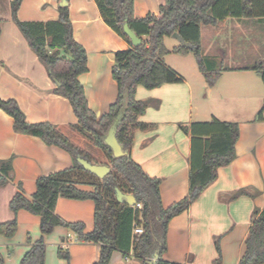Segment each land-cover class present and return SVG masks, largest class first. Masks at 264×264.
Here are the masks:
<instances>
[{"label": "crops", "instance_id": "crops-1", "mask_svg": "<svg viewBox=\"0 0 264 264\" xmlns=\"http://www.w3.org/2000/svg\"><path fill=\"white\" fill-rule=\"evenodd\" d=\"M13 1L0 0V99L15 100L29 123H51L76 145L74 140L86 139L72 129L78 122L73 108L68 99L53 93L55 83L14 22ZM165 2L134 0V15L138 19L157 15ZM68 5L74 38L88 58V72L79 81L90 109L101 118L118 96L113 79L115 53L129 50L130 44L105 23L95 0H69ZM59 6V0H23L17 17L22 22L57 21ZM172 40L170 44L165 39L170 51L180 45ZM201 45L216 71L224 70L217 82L208 85L192 54H169L165 62L183 82L154 90L138 87L136 99L148 103L138 121L148 128L134 132L129 154L149 176L161 179L162 203L168 208L189 193L192 135L184 127L213 118L237 123L236 159L220 168L217 180L188 211L169 223L163 259L172 264H214L218 258L216 239L221 238L222 264H239L246 251L252 214L264 209V114L259 115L264 83L252 70L264 60V19L227 18L214 26L203 25ZM103 156L105 162L100 163L104 164L108 160L105 153ZM9 159L13 160L14 177L5 185L0 181V224L16 220L18 228L13 238L0 235L4 264H20L42 237L45 264L96 263L101 245L82 242L64 227L43 236L40 217L25 210L16 214L10 207L20 190L31 199L41 176L72 167V155L39 138L17 133L13 118L0 110V161ZM80 189L94 190L88 186ZM241 189L249 190L251 196L228 199ZM56 214L68 223H83L86 233L94 230L95 204L91 200L61 198ZM60 249L69 252V260L59 256ZM111 264L140 262L132 253L125 258L115 252Z\"/></svg>", "mask_w": 264, "mask_h": 264}, {"label": "trees", "instance_id": "trees-1", "mask_svg": "<svg viewBox=\"0 0 264 264\" xmlns=\"http://www.w3.org/2000/svg\"><path fill=\"white\" fill-rule=\"evenodd\" d=\"M22 1L14 0L12 3L14 22L55 83L53 93L70 102L78 120L72 129L105 153L108 161L104 164L94 162L55 125L29 123L15 100L0 99V110L13 118L17 133L58 146L70 153L74 161L68 169L41 176L31 199L20 190L11 201V209L16 214L25 210L40 217L43 236L53 233L57 227H64L75 232L82 242L101 245L100 258L94 264H111L115 252L122 253L125 258L132 253L140 264H172L163 259L167 250L169 223L188 211L217 180L220 168L234 162L240 127L237 123L222 122L217 118L184 127L192 135L189 193L166 208L162 203L161 179L149 176L129 154L134 132L148 128L138 121L146 112L148 103L136 99L137 89L142 86L154 90L183 82V77L165 62V58L172 53L192 54L208 85L213 87L224 70L216 71L215 63L204 57L201 27L214 26L227 18L264 19V0H166L157 15L150 13L141 19L134 15V0H95L105 23L130 44L129 50L115 53L113 79L118 86V96L108 113L101 118L90 109L84 87L79 81V77L88 72V58L85 48L74 38L69 5L59 6L57 21L22 22L17 17ZM62 1L59 0L60 3ZM125 24L141 39V46L133 47L124 33ZM176 33L190 44V48L179 45L170 51L166 47L165 39ZM252 70L264 83V60ZM263 114L264 104L259 115L262 117ZM119 115L122 118L116 137L126 154L116 159L105 138ZM78 158L106 165L111 172L100 179L86 171L78 163ZM13 177V160L0 161L1 184L5 185ZM81 186L94 190L84 191ZM116 189L133 195L137 205L132 207L118 202ZM241 196L251 194L249 190L241 189L228 199L236 200ZM61 198L94 202L95 226L92 232L86 233L83 223H68L56 214V205ZM17 228L16 220L0 224V235L13 238ZM137 228H142L143 233L136 234ZM220 240L216 239L218 258L214 264H222ZM245 244L246 251L239 264H264V209L253 212ZM59 256L66 260L70 258L69 252L62 249ZM45 258L46 245L42 237L32 245L20 264H45ZM0 264H4L1 255Z\"/></svg>", "mask_w": 264, "mask_h": 264}, {"label": "water", "instance_id": "water-1", "mask_svg": "<svg viewBox=\"0 0 264 264\" xmlns=\"http://www.w3.org/2000/svg\"><path fill=\"white\" fill-rule=\"evenodd\" d=\"M60 5L67 6L68 2L66 0H63ZM124 33L130 39L133 47L141 46V39L129 28L128 24H125L124 26ZM172 38L175 39L181 46L190 48V44H188L181 35L176 33L172 36ZM121 118L122 115H119L105 138L106 145L111 148V150L113 151V156L116 159L121 158L126 154L123 151L116 137L117 128L120 125ZM78 163L81 164L86 171L94 174L100 179H104L111 172L110 167L106 165L92 164L83 158H78ZM116 197L118 202L123 203L125 205L132 207L137 205L136 198L133 195L124 194L119 189H116Z\"/></svg>", "mask_w": 264, "mask_h": 264}, {"label": "rangeland", "instance_id": "rangeland-1", "mask_svg": "<svg viewBox=\"0 0 264 264\" xmlns=\"http://www.w3.org/2000/svg\"><path fill=\"white\" fill-rule=\"evenodd\" d=\"M172 38H167L168 43H172ZM76 145H78L86 154H88L94 162H103L104 156L103 152L91 144L88 140H74ZM88 141V142H87ZM105 162V160H104ZM107 163V162H106Z\"/></svg>", "mask_w": 264, "mask_h": 264}, {"label": "built area", "instance_id": "built-area-1", "mask_svg": "<svg viewBox=\"0 0 264 264\" xmlns=\"http://www.w3.org/2000/svg\"><path fill=\"white\" fill-rule=\"evenodd\" d=\"M138 207L140 208L141 206L138 205ZM136 234H142L143 233V230L142 228H137L136 231H135Z\"/></svg>", "mask_w": 264, "mask_h": 264}]
</instances>
